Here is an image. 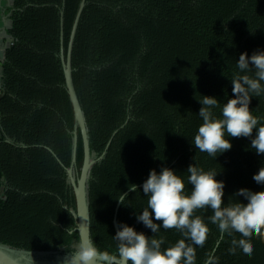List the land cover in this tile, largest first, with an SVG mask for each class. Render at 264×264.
Here are the masks:
<instances>
[{"label": "trees", "instance_id": "1", "mask_svg": "<svg viewBox=\"0 0 264 264\" xmlns=\"http://www.w3.org/2000/svg\"><path fill=\"white\" fill-rule=\"evenodd\" d=\"M82 0H12L10 44L0 60V244L28 252L72 253L78 243L75 200L66 168L71 163L73 111L60 59ZM264 49V0H84L71 49L73 85L81 105L91 158L87 183L92 241L109 264H118L114 219L135 226L147 206L139 186L151 169L186 177L194 163L219 172L224 201L236 192H260L251 179L264 168L247 141L216 160L191 144L202 123V96L220 107L232 98L231 80L242 52ZM252 114L264 126V99ZM219 116L220 108L214 110ZM83 158L78 133L76 165ZM135 183L125 206L120 191ZM190 191L191 186L186 185ZM260 191H264L261 189ZM209 234L196 264L215 248L218 264H264V239L253 238L251 258L228 257V238L197 210ZM164 247L180 235L161 230Z\"/></svg>", "mask_w": 264, "mask_h": 264}, {"label": "clouds", "instance_id": "2", "mask_svg": "<svg viewBox=\"0 0 264 264\" xmlns=\"http://www.w3.org/2000/svg\"><path fill=\"white\" fill-rule=\"evenodd\" d=\"M238 72L231 80L232 98L222 107L216 97L202 96V107L198 116L199 125L191 144L201 153L214 158L232 148L230 138L239 137L247 141V151L259 161H264V126L252 114L250 103L253 96L264 99V49L251 55L242 52L236 60ZM220 108L219 116L215 109ZM188 175H180L175 169L161 167L149 171L142 183V193L147 197V206L136 213L137 223L150 229L152 235L137 231L135 226L119 222L113 239L117 242V255L127 264H196V249L202 248L208 238L209 227L197 210L211 209L207 220L216 225L219 238L217 247L228 238L226 255L239 254L251 258L254 248L251 240L264 239V168L251 179L250 183L259 190V195L236 192L224 201L226 182L217 179L219 172L205 170L191 163ZM186 185L191 190H186ZM141 192L135 183L128 185V191L121 192L116 199L125 206L129 193ZM174 229L180 238L167 247L161 230ZM72 255L80 264H90L100 253L94 241L80 242L74 246ZM203 264H218L213 248L206 255Z\"/></svg>", "mask_w": 264, "mask_h": 264}, {"label": "water", "instance_id": "3", "mask_svg": "<svg viewBox=\"0 0 264 264\" xmlns=\"http://www.w3.org/2000/svg\"><path fill=\"white\" fill-rule=\"evenodd\" d=\"M84 5V0L80 2L79 8L77 10L70 40L67 47V53L64 55L63 41H62V31H61V46H60V59L62 63L65 88L68 93V97L72 106L73 111V137H72V150H71V163L68 168H66L67 177L69 183L72 187L75 209L72 213L75 217V228L74 231L78 235V243H86L91 238L90 232V215H89V203H88V190L87 183L89 179V170L91 166L96 162V159L91 158L89 141L87 135V127L84 118V114L79 103L74 85L72 80V70H71V49L74 37V32L79 19V15ZM11 38L9 37L6 47L10 44ZM5 47V48H6ZM4 49L0 50V60L4 57ZM1 74L2 67L0 64V88H1ZM78 133L80 134L82 141L83 158L79 170L74 171V166L76 165V151H77V141ZM139 186H142L140 184ZM114 228L116 231L117 222L114 219ZM109 258L97 255L90 264H107ZM118 264H127L125 260L119 258L116 260ZM0 264H80L79 260L75 258L72 253L62 254L60 252H28L24 250H18L11 248L9 246L0 244Z\"/></svg>", "mask_w": 264, "mask_h": 264}, {"label": "crops", "instance_id": "4", "mask_svg": "<svg viewBox=\"0 0 264 264\" xmlns=\"http://www.w3.org/2000/svg\"><path fill=\"white\" fill-rule=\"evenodd\" d=\"M12 0H0V50L4 49L9 39L8 29L11 24L10 7Z\"/></svg>", "mask_w": 264, "mask_h": 264}, {"label": "rangeland", "instance_id": "5", "mask_svg": "<svg viewBox=\"0 0 264 264\" xmlns=\"http://www.w3.org/2000/svg\"><path fill=\"white\" fill-rule=\"evenodd\" d=\"M107 264H109V261H108V263Z\"/></svg>", "mask_w": 264, "mask_h": 264}]
</instances>
